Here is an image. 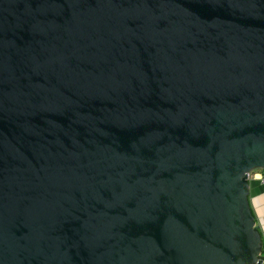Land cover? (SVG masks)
I'll return each mask as SVG.
<instances>
[{"label":"water","instance_id":"1","mask_svg":"<svg viewBox=\"0 0 264 264\" xmlns=\"http://www.w3.org/2000/svg\"><path fill=\"white\" fill-rule=\"evenodd\" d=\"M264 0H0V264H261Z\"/></svg>","mask_w":264,"mask_h":264},{"label":"crops","instance_id":"2","mask_svg":"<svg viewBox=\"0 0 264 264\" xmlns=\"http://www.w3.org/2000/svg\"><path fill=\"white\" fill-rule=\"evenodd\" d=\"M249 184V207L262 238V256L264 258V183L259 181L255 172L248 175Z\"/></svg>","mask_w":264,"mask_h":264},{"label":"built area","instance_id":"3","mask_svg":"<svg viewBox=\"0 0 264 264\" xmlns=\"http://www.w3.org/2000/svg\"><path fill=\"white\" fill-rule=\"evenodd\" d=\"M253 172L254 173L256 172L259 176V181L264 183V169H258V170L252 171L250 173H253ZM261 264H264V260L261 262Z\"/></svg>","mask_w":264,"mask_h":264}]
</instances>
